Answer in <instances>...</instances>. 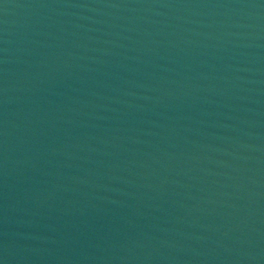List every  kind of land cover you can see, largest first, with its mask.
<instances>
[{
    "label": "water",
    "instance_id": "water-1",
    "mask_svg": "<svg viewBox=\"0 0 264 264\" xmlns=\"http://www.w3.org/2000/svg\"><path fill=\"white\" fill-rule=\"evenodd\" d=\"M0 264H264V0H0Z\"/></svg>",
    "mask_w": 264,
    "mask_h": 264
}]
</instances>
